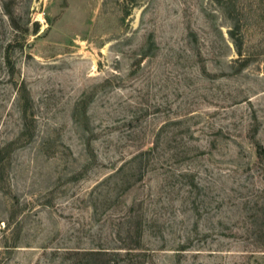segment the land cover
I'll use <instances>...</instances> for the list:
<instances>
[{
    "label": "rangeland",
    "instance_id": "374dc122",
    "mask_svg": "<svg viewBox=\"0 0 264 264\" xmlns=\"http://www.w3.org/2000/svg\"><path fill=\"white\" fill-rule=\"evenodd\" d=\"M264 0H0V264H264Z\"/></svg>",
    "mask_w": 264,
    "mask_h": 264
},
{
    "label": "trees",
    "instance_id": "16d2710c",
    "mask_svg": "<svg viewBox=\"0 0 264 264\" xmlns=\"http://www.w3.org/2000/svg\"><path fill=\"white\" fill-rule=\"evenodd\" d=\"M260 154H264V148L261 147L259 150ZM78 254H83L84 256H90L93 264H111V259L106 256L111 252L104 247L92 248L88 250H76Z\"/></svg>",
    "mask_w": 264,
    "mask_h": 264
}]
</instances>
